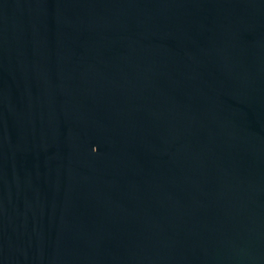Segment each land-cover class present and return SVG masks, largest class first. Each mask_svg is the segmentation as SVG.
Masks as SVG:
<instances>
[{"label": "water", "instance_id": "95a60500", "mask_svg": "<svg viewBox=\"0 0 264 264\" xmlns=\"http://www.w3.org/2000/svg\"><path fill=\"white\" fill-rule=\"evenodd\" d=\"M0 264H264V0H0Z\"/></svg>", "mask_w": 264, "mask_h": 264}]
</instances>
